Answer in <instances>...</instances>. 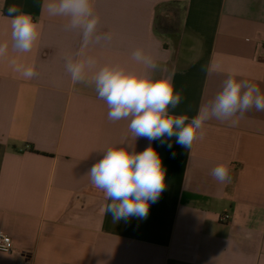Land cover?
<instances>
[{"label":"crops","instance_id":"obj_1","mask_svg":"<svg viewBox=\"0 0 264 264\" xmlns=\"http://www.w3.org/2000/svg\"><path fill=\"white\" fill-rule=\"evenodd\" d=\"M45 0H6L0 41L10 40L7 6L42 25L41 38L18 63L34 64L25 80L0 59V231L12 242L0 264H264V111L249 110L238 126L211 120L191 149L176 138L135 141L128 121H111L86 84L72 85L65 57L80 46L65 18L49 17ZM109 43L90 46L98 64L132 66L144 47L159 77L174 72L183 99L172 111L195 116L236 69L264 92V0H94ZM221 62L223 72L205 71ZM121 140L142 152L150 144L166 169V188L147 218L113 223L87 176ZM171 144V148L168 144ZM228 163L230 183L212 169ZM228 214V222L219 217Z\"/></svg>","mask_w":264,"mask_h":264},{"label":"clouds","instance_id":"obj_2","mask_svg":"<svg viewBox=\"0 0 264 264\" xmlns=\"http://www.w3.org/2000/svg\"><path fill=\"white\" fill-rule=\"evenodd\" d=\"M5 2L0 0V9ZM43 10L49 17L65 18V30L80 34L79 48L65 57V71L72 85L92 86L97 98L106 103L109 120L128 121L134 141L144 137L163 144L175 137L176 143L190 150L194 142L205 138L209 121L236 127L249 110L264 111V92L257 84L238 79L239 71L232 69L220 91L201 104L195 116L177 115L172 110L183 96L175 88V73L155 76L159 65L144 47L131 53L132 66L99 65L97 58L89 54L90 46L112 40V33L99 31L101 18L94 0H45ZM7 18L10 40L0 41V59H7L11 70L21 78L31 80L37 75L36 66L18 63L9 53L31 52L41 38L42 25L17 5L7 6ZM205 71L223 72L224 68L221 62H210ZM171 146L169 143L168 147ZM211 175L220 183L231 182L228 163L215 166ZM87 176L93 187L110 201L102 211L111 214L113 223L130 217L147 218L150 202L155 203L166 188V169L156 149L150 144L142 152H136L126 140L104 150L102 159L90 168Z\"/></svg>","mask_w":264,"mask_h":264},{"label":"built area","instance_id":"obj_3","mask_svg":"<svg viewBox=\"0 0 264 264\" xmlns=\"http://www.w3.org/2000/svg\"><path fill=\"white\" fill-rule=\"evenodd\" d=\"M257 60L264 61V39L257 42ZM221 222H228L229 215L223 214L219 217ZM13 251L12 242L8 235L0 231V252L11 253Z\"/></svg>","mask_w":264,"mask_h":264}]
</instances>
